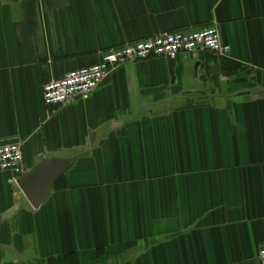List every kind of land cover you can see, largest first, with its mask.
<instances>
[{"label": "crops", "instance_id": "obj_1", "mask_svg": "<svg viewBox=\"0 0 264 264\" xmlns=\"http://www.w3.org/2000/svg\"><path fill=\"white\" fill-rule=\"evenodd\" d=\"M212 23L227 56L128 61L88 97L42 101L109 47ZM12 141L23 172L68 170L37 209L0 170V264H261L264 0H0Z\"/></svg>", "mask_w": 264, "mask_h": 264}, {"label": "built area", "instance_id": "obj_2", "mask_svg": "<svg viewBox=\"0 0 264 264\" xmlns=\"http://www.w3.org/2000/svg\"><path fill=\"white\" fill-rule=\"evenodd\" d=\"M210 51L218 56L230 54V46L222 42L214 23L191 31H164L134 42L107 48L101 60L93 65L66 72L61 78L51 80L42 87L45 106H62L76 97H88L114 67L128 61H140L149 57L174 59L179 54L195 55ZM0 170L19 176L23 171V152L20 142H0ZM257 259L264 264V245Z\"/></svg>", "mask_w": 264, "mask_h": 264}, {"label": "water", "instance_id": "obj_3", "mask_svg": "<svg viewBox=\"0 0 264 264\" xmlns=\"http://www.w3.org/2000/svg\"><path fill=\"white\" fill-rule=\"evenodd\" d=\"M67 161L45 158L22 172L16 183L33 209L40 207L55 180L67 172Z\"/></svg>", "mask_w": 264, "mask_h": 264}, {"label": "trees", "instance_id": "obj_4", "mask_svg": "<svg viewBox=\"0 0 264 264\" xmlns=\"http://www.w3.org/2000/svg\"><path fill=\"white\" fill-rule=\"evenodd\" d=\"M58 181H61V178H59Z\"/></svg>", "mask_w": 264, "mask_h": 264}]
</instances>
